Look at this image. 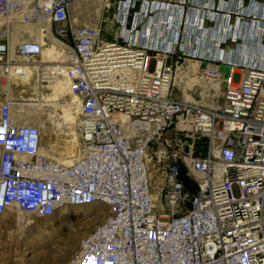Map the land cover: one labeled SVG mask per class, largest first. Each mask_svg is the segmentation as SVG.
Listing matches in <instances>:
<instances>
[{"label":"built area","instance_id":"1","mask_svg":"<svg viewBox=\"0 0 264 264\" xmlns=\"http://www.w3.org/2000/svg\"><path fill=\"white\" fill-rule=\"evenodd\" d=\"M73 1L0 0V77L63 71L79 111L66 165L0 98V216L97 205L66 264H264V0H118L111 40L72 26ZM15 24L44 31L64 62L41 63L36 40L12 44ZM173 59L227 67L218 108L173 96ZM202 137L205 158L184 150Z\"/></svg>","mask_w":264,"mask_h":264},{"label":"rangeland","instance_id":"2","mask_svg":"<svg viewBox=\"0 0 264 264\" xmlns=\"http://www.w3.org/2000/svg\"><path fill=\"white\" fill-rule=\"evenodd\" d=\"M104 4V0H75L69 8L70 23L72 26H79L80 23L87 26L99 25L100 20L97 12L103 10ZM74 19H78V23H75ZM19 32L20 29H17V33ZM173 62H176V66H178L182 63V60L173 59ZM211 67L219 66L198 63L195 71L197 77L201 78V81L205 80L207 86L213 76L210 73ZM219 68L221 69L220 74L222 77L226 73V69L224 66ZM190 76L193 77L191 74ZM8 83L6 87H9ZM201 90L200 85L194 86L188 94V85H185V93L183 95L185 97L183 99L186 100L191 95L196 102L200 103V106L208 108L207 100L202 97ZM12 94H14L13 99L21 100L23 103H29L32 102L30 100L35 99L31 91L28 88H22L21 85L16 86L13 84ZM5 95H8L7 91L0 85V98ZM220 95L218 97V105ZM173 96L177 100L182 101L180 92L174 87ZM33 102L36 103V101ZM212 104L214 105V99ZM31 121L41 127V144L45 151L51 149L55 152L54 155L60 154L63 156L66 154L68 151L66 142L70 140L66 131H58L59 125L51 119L43 118L40 122L36 120ZM151 146L154 147L155 144L152 143ZM186 147L188 146L186 145ZM159 150L161 152L164 151L163 148ZM186 152L192 153L194 156L198 155V151L191 147L187 148ZM168 153L173 160V156L179 154V151L170 148L168 149ZM176 161L179 162V159L176 158ZM154 172H156L159 180L158 169L155 168L152 173L154 174ZM96 212L97 208L95 206L68 207L65 209L66 219L63 218L62 212L55 213L49 218L30 217L33 224L27 225L28 227L26 226L25 233L20 238L17 237L16 233L19 230V223L22 222L24 214L14 211L13 213L0 216V264H66L76 253L81 238L100 222L101 219L96 216ZM62 221L65 223H62ZM44 227L53 230V236H51L48 243L42 240L45 237H43L44 233L40 234V232L43 231H37V229Z\"/></svg>","mask_w":264,"mask_h":264},{"label":"bare ground","instance_id":"3","mask_svg":"<svg viewBox=\"0 0 264 264\" xmlns=\"http://www.w3.org/2000/svg\"><path fill=\"white\" fill-rule=\"evenodd\" d=\"M114 13L115 8L112 4L105 5L103 10L97 12L101 24L99 29L101 32V38L103 40H111L116 36L118 27L113 22ZM77 20L74 19V22L78 23ZM16 28L20 29L19 33H17ZM43 32L33 26L15 24L12 27L11 33L12 44L25 39L36 40L40 42L43 46L41 54V63H48L52 61L64 62L66 57L63 55L64 52L62 50V47H60V45L52 38H48L49 40L47 42L45 38L48 36ZM15 33L17 34L14 35ZM199 38L204 39L205 36L202 34ZM223 66L227 71V67L225 65H222L220 67ZM176 67L178 69V66ZM44 74L46 75L41 76L42 74L40 72V65L34 64L26 67L24 77H9L6 79L0 77V85L4 87L3 84L8 83L7 81L12 79L16 84L23 85L31 91V94L35 96V99L30 100L32 102L23 103L21 100L19 101L13 99L14 94H12V90L10 89V87H4V89L8 93V96L16 101V105L13 107V110L18 113H25V120L28 123L37 126L41 130V127H39L35 123H32L31 120H36L40 122L43 118L51 119L59 125L58 131L67 132L66 134H68L70 140L66 142L68 145V147H66L68 151L65 155H54L55 152L53 150L50 149L48 151H45L42 145L41 153L47 156H51L60 163L66 165L72 164L74 159L77 157L79 148V139L77 132V125L79 122V111L75 106V99L69 94L67 86L68 81L65 79L63 71H59L58 73H56L55 71H51L49 73L45 72ZM40 78H44V81L42 83H40ZM175 80L177 82H181L182 84H187L188 80L185 75L184 63H181V68L177 71L176 76L174 77L173 87ZM31 85L33 89L30 88ZM201 89L202 97H204V92L207 89V85L204 84ZM33 101H36V103ZM193 101L197 106H200L199 102H196L194 99ZM207 148L209 149V147ZM149 161L151 162V160ZM150 177H153L152 174H150ZM94 206L97 205H91L90 207ZM65 209L61 210L64 219H66ZM29 224H31L30 216L24 215L22 222L19 223V230L16 233L18 238L24 235L25 228Z\"/></svg>","mask_w":264,"mask_h":264},{"label":"crops","instance_id":"4","mask_svg":"<svg viewBox=\"0 0 264 264\" xmlns=\"http://www.w3.org/2000/svg\"><path fill=\"white\" fill-rule=\"evenodd\" d=\"M117 1L118 0H110L108 3L104 4V7L107 4H112L114 6V8H115ZM210 1L213 2V4H216L217 3V0H210ZM243 1L246 4L248 0H243ZM258 1H263V0H258ZM69 8H70V6H69ZM113 22H114V16H113ZM100 25L101 24L99 22V26ZM84 26H87V25L80 23V25L79 26H76V27H84ZM204 26L205 27H210L211 26V23L210 22H205ZM233 46H234L233 43L226 42L224 44L223 48L225 50H228V49L233 48ZM182 63L185 64V75H186V78L188 80V82L186 84V85H188V94H189L190 91H192V89H193L194 86L200 85L201 88H202L203 85L205 84V80H202L201 81V78H198L197 75H196V73H195V71L197 69L196 67L198 65V62L189 61V60H182ZM180 68H181V63L178 65L177 71ZM211 68L212 69L210 70V73H212L213 76L211 77L210 83H209V85L207 86V89L204 92V98H206V100H207V103H208V106H209L208 109L215 110L216 109V105L218 107V104L217 103H218V97L220 95L222 77H221V74H220L221 73V69L219 67H211ZM190 74L193 75V77L190 76ZM8 81H10L8 83V85H9V87L11 86V88H10L11 90L13 89V84L16 85V86H18V84H16L14 81L11 83L12 79L11 80H8ZM6 85H7V83H4L3 84V86L5 88H6ZM21 86H22V88H27V87H25L23 85H21ZM30 88L33 89L32 88V85L30 86ZM174 88H176L180 92V97H181V99H182L183 102H185V103H191V104L196 105L195 102L193 101V98L191 97V95L188 97V99H186V100L183 99L185 97V96H183L184 93H185V84H182L181 82H177L175 80ZM213 99H214V105L212 104L213 103ZM95 207L97 208V206H95Z\"/></svg>","mask_w":264,"mask_h":264},{"label":"water","instance_id":"5","mask_svg":"<svg viewBox=\"0 0 264 264\" xmlns=\"http://www.w3.org/2000/svg\"><path fill=\"white\" fill-rule=\"evenodd\" d=\"M180 139L182 142H185V141L190 142V140L188 138L183 137V136H181ZM193 146H194L195 150L198 151V154H200L201 158L206 157V154H207L206 148L208 147V140L205 137H202L199 141L195 142ZM184 150L185 151L187 150L186 146H185Z\"/></svg>","mask_w":264,"mask_h":264},{"label":"flooded vegetation","instance_id":"6","mask_svg":"<svg viewBox=\"0 0 264 264\" xmlns=\"http://www.w3.org/2000/svg\"><path fill=\"white\" fill-rule=\"evenodd\" d=\"M62 223H65L64 221H62ZM17 224H18V222H17ZM31 224H33V223H31ZM30 224V225H31ZM30 225H28V226H30ZM27 226V227H28ZM25 230H26V228H25ZM37 231H43V232H40V234H43V237H45L44 239H42L41 238V236H40V238L43 240V241H45V242H49L50 241V238H51V236H53V230L51 229V228H48V227H44V228H39V229H37ZM24 233H25V231H24Z\"/></svg>","mask_w":264,"mask_h":264}]
</instances>
